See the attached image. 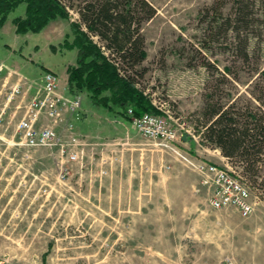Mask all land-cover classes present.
I'll return each mask as SVG.
<instances>
[{
  "label": "rangeland",
  "instance_id": "obj_1",
  "mask_svg": "<svg viewBox=\"0 0 264 264\" xmlns=\"http://www.w3.org/2000/svg\"><path fill=\"white\" fill-rule=\"evenodd\" d=\"M145 1L156 10V15L139 27L147 52V59L139 69L145 73L139 80V87L159 93L162 101L168 103L172 115L169 122L173 128L188 135L186 130L193 128V113L203 108L206 95L211 93L217 81H221L224 104L235 102L240 108L264 111V0H240L247 2L251 16V26L241 33L243 41L240 45L233 26L227 28L223 36L216 34L223 19L234 11L238 0ZM23 8L12 13L11 17L20 15ZM78 21L77 10L69 9L68 19L55 20L50 23L48 33L32 36V42H37L36 49L35 44L27 51L19 49L17 54L26 60L40 59V53L49 50L47 36H51L54 49L61 53L59 49L68 33L69 41L74 40L72 24ZM92 38L103 47L99 37ZM235 45L238 48L246 45L248 59L238 49L237 53L233 52ZM49 54L43 55L42 60L58 66L73 60V54L68 52L58 56ZM227 68L231 69V74ZM191 136L198 137L195 132ZM122 138L127 140L122 143L130 171L151 168L156 162L162 164L164 170H171L175 165L188 169L161 147L162 153L141 151L144 146L136 145L137 140L145 141L147 146L157 144L137 132L126 131ZM112 140H103L106 145L100 146L98 154L93 157L87 151L84 163L73 165V172L65 182L58 178L57 151L48 150L50 165L37 163L36 178L30 175L12 178L10 173V177L0 181V192L19 181L22 185L35 187L42 183L39 179L44 180L41 171L45 170L50 186L47 188L51 192V195L46 196L43 192L36 196L39 201L47 199L46 207L34 205L23 210H15L7 203L9 199L5 201L12 197L11 190H6L5 195L0 193V199L3 198L0 206L5 207L0 208V264H124L125 259L108 257L109 174L102 175L100 171L102 160L109 158L111 151L107 143ZM185 151L196 157L190 150ZM207 158L216 163L215 157ZM106 169H110L109 165ZM251 189L256 208L250 217L244 218L233 209L218 212L230 219L243 220V230L239 228V233L245 234L244 256L247 260L253 258L255 263L264 264V193ZM29 198L32 200L31 196ZM205 200L209 203V197Z\"/></svg>",
  "mask_w": 264,
  "mask_h": 264
},
{
  "label": "crops",
  "instance_id": "obj_2",
  "mask_svg": "<svg viewBox=\"0 0 264 264\" xmlns=\"http://www.w3.org/2000/svg\"><path fill=\"white\" fill-rule=\"evenodd\" d=\"M23 13L24 8L20 15ZM14 18L10 17L0 29V61L7 64L0 79V181L10 177V173L12 178L21 179L29 175L36 178L37 163L50 165L49 150L30 151L19 146L17 126L27 114L26 107L46 72L52 71L59 76L61 93L69 96L66 92L69 71L76 66L78 56L77 50L64 46L59 49L60 53L54 49L51 36H47L49 50L40 53L41 60L21 58L18 50L27 51L35 45L37 42H32V36L37 34H17ZM51 25L43 32L48 33ZM47 52L54 56L68 52L73 54V60L64 66L47 63L42 60ZM23 79L26 83H32L33 88L24 87L21 103L8 102L7 90L11 86L24 84ZM82 113V120L76 123V132L93 143L111 138L123 141L126 131L136 132L129 119L113 117L106 107L94 104L87 97L83 99ZM137 141L136 145L144 146L141 149L143 152H163L157 145L147 146L145 141ZM180 146L200 159L208 161L207 157L213 156L215 164L231 167L219 150L203 145L200 135L193 137L183 134ZM125 154L123 150V164L112 169L108 176V257L125 259L124 264H226L227 260L234 264H257L253 258L247 260L244 256L245 234L239 233V228L243 230V220L224 217L211 208L205 200V197H209L208 190L201 185V178L196 172L179 168V165L164 170L158 162L151 168L130 171ZM41 176L43 181L37 178L42 182L39 183L42 184L40 187L22 185L20 181L11 188L6 187L7 191L11 190L12 197L5 201L9 199L7 203L12 204L15 210L31 209L34 205L46 207L47 199L39 201L36 197L44 190L47 191L44 193L46 196L48 193L51 195L47 188V172L42 170ZM5 191L0 193L5 195Z\"/></svg>",
  "mask_w": 264,
  "mask_h": 264
},
{
  "label": "trees",
  "instance_id": "obj_3",
  "mask_svg": "<svg viewBox=\"0 0 264 264\" xmlns=\"http://www.w3.org/2000/svg\"><path fill=\"white\" fill-rule=\"evenodd\" d=\"M236 3L216 34L223 36L233 26L240 45L241 33L251 26V16L247 2ZM22 6L24 13L13 20L21 36L40 34L51 22L68 19L69 9L77 10L80 21L72 24L74 40L69 41L68 33L63 43L66 49L78 52L76 66L69 71L70 97H87L94 104L106 107L113 117L130 120L129 109L136 116L158 114L139 87V80L145 74L139 69L147 59L146 43L139 27L156 15L147 1L0 0V29ZM95 36L103 41V47L93 41ZM237 49L248 59L246 45L232 50ZM227 71L232 73L230 68ZM219 83L206 95L203 108L193 113V130L200 135L203 145L219 150L231 167L240 170L251 188L264 193V111L240 108L235 102L224 104Z\"/></svg>",
  "mask_w": 264,
  "mask_h": 264
},
{
  "label": "built area",
  "instance_id": "obj_4",
  "mask_svg": "<svg viewBox=\"0 0 264 264\" xmlns=\"http://www.w3.org/2000/svg\"><path fill=\"white\" fill-rule=\"evenodd\" d=\"M6 69L7 64L0 61V79ZM25 86L27 89L33 88V84L26 81L24 84L11 86L7 90V101L21 103ZM60 89L59 76L52 71L46 72L41 77L40 85L26 107L27 114L20 120L17 130L19 146L30 151L41 149L57 151L55 159H59L58 178L65 182L73 172V165L84 163L83 158L88 150H91L89 156L93 157L98 154L100 146L106 144L102 141L93 143L88 137L76 132V123L83 117L84 97L66 96ZM66 90L68 93V87ZM144 94L150 99L158 114L145 113L136 116L133 110L129 109L128 116L132 128L147 140L156 142L157 146L200 176L201 185L208 190L209 204L214 211L233 209L244 218L250 217L255 211L256 204L252 198V189L240 170L220 166L186 152L180 146L182 134L169 122L172 115L168 103L162 101L159 93L151 92L150 89H146ZM193 132L191 127L186 130L189 135ZM107 146L111 152L108 159L102 160L100 171L102 175H108L112 169L124 162L122 140L108 141ZM108 165L110 169H106ZM46 192L44 190V193ZM226 264L234 263L227 260Z\"/></svg>",
  "mask_w": 264,
  "mask_h": 264
}]
</instances>
